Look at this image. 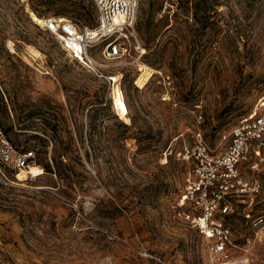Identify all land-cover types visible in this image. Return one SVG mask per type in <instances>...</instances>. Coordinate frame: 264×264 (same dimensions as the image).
Segmentation results:
<instances>
[{"label": "rangeland", "instance_id": "rangeland-1", "mask_svg": "<svg viewBox=\"0 0 264 264\" xmlns=\"http://www.w3.org/2000/svg\"><path fill=\"white\" fill-rule=\"evenodd\" d=\"M197 1L183 16L179 0H138L140 50L106 62L97 44L98 78L41 29L48 18L94 27L91 0H0V127L43 169L0 166L1 263L224 264L178 200L194 133L222 153L264 96V0ZM239 173L261 189L225 200L229 264H264V152Z\"/></svg>", "mask_w": 264, "mask_h": 264}, {"label": "built area", "instance_id": "built-area-1", "mask_svg": "<svg viewBox=\"0 0 264 264\" xmlns=\"http://www.w3.org/2000/svg\"><path fill=\"white\" fill-rule=\"evenodd\" d=\"M96 10V24L89 28L78 19L48 18L41 29L54 36L61 49L73 61L105 78L100 64L91 56L90 50L102 43V60L115 61L140 50L135 31L138 0H91ZM110 83V80L107 79ZM168 85H170L168 83ZM163 101H170L166 94ZM264 152V96L247 115L241 117L230 133L225 150L217 155L196 131L193 146L186 152L192 163L187 175L178 207L188 210L182 213L184 221L210 244V261L230 263L227 252L231 234L222 217L231 212L226 198L247 193L257 194L261 189L253 180L250 187L240 178L239 168L251 160H261ZM33 151L16 150L0 127V166L10 172H26L41 175L43 169L35 163ZM32 168L37 172H30ZM218 215V218H217ZM0 264H4L1 263Z\"/></svg>", "mask_w": 264, "mask_h": 264}, {"label": "bare ground", "instance_id": "bare-ground-1", "mask_svg": "<svg viewBox=\"0 0 264 264\" xmlns=\"http://www.w3.org/2000/svg\"><path fill=\"white\" fill-rule=\"evenodd\" d=\"M32 18L34 21H36L37 23L41 24L42 21H39L34 15H32ZM143 53V51H142ZM110 82L114 81L115 82V78H109ZM113 106L115 108V110L117 111V113L119 114L118 116H120L121 119L127 121L126 115L128 113L127 110V106L124 102V100L121 98L119 89H118V85H114L113 88ZM20 173H25L24 171L20 172Z\"/></svg>", "mask_w": 264, "mask_h": 264}, {"label": "trees", "instance_id": "trees-1", "mask_svg": "<svg viewBox=\"0 0 264 264\" xmlns=\"http://www.w3.org/2000/svg\"><path fill=\"white\" fill-rule=\"evenodd\" d=\"M200 1L197 0H179V14L186 16L188 12L194 11L195 15L199 8Z\"/></svg>", "mask_w": 264, "mask_h": 264}]
</instances>
